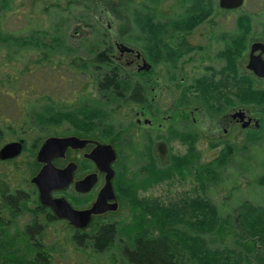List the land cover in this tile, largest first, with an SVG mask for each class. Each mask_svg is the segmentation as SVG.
<instances>
[{
	"label": "trees",
	"instance_id": "obj_1",
	"mask_svg": "<svg viewBox=\"0 0 264 264\" xmlns=\"http://www.w3.org/2000/svg\"><path fill=\"white\" fill-rule=\"evenodd\" d=\"M8 1L0 0V19ZM159 1L151 0L153 5L151 8L141 4L129 11L134 28L140 33V43L136 48L145 54L154 67L161 63L176 67L185 52L195 49L186 43L188 36L199 26L209 22L220 9L218 10L219 7L214 0H184L188 1L189 5L183 15L161 21L157 19L155 13ZM99 2L102 6L105 2L110 7V10L106 8V16L112 21L116 14L126 12L128 6L134 3L133 0H116L113 5L108 0ZM67 6L74 7V1L69 0ZM80 20L81 18H77L74 24H80ZM96 21L94 20L93 29H90L95 33L96 40L94 43L85 41L84 58L75 55L70 46L67 52L68 58L73 59L69 62L70 71L84 74L92 72L90 76L92 78L96 70L99 72L101 83L96 98L90 99L84 95L77 98L74 103H68L66 99L74 96L72 82H79L82 77H60L65 88L52 96V100L49 97H42L41 102H32L29 106L31 111L26 113L25 120L21 123L25 132L28 130L36 132V141L31 144V148L35 149L42 136L57 130L65 123L76 128L98 127L101 138L117 146H120L121 142H129L127 141L129 131H124L125 127L131 129L129 116H125L122 107L133 100L139 104V95L133 93L132 97L128 98L129 84L119 76H113L115 62L107 54L112 48L113 29H108L107 25ZM253 24L249 14H241L235 19L236 29L233 33L220 34L227 39L224 47L216 53L222 64L218 69L211 66L206 68V71L213 73L212 77L205 75L194 79L196 105L201 103L213 107L212 100H219L224 96L228 106L232 102H237L264 118V86L256 88L254 79L241 65L248 50ZM86 25L91 27V24ZM112 25L125 26L122 29L125 34L123 38L130 43L129 37L135 31L131 28L132 24L124 20ZM74 28L78 32L82 31L79 26L73 27L72 31ZM45 37L46 35L40 31H34L32 35L25 37L3 35L0 31V41H10L19 49L15 54L26 50L36 51L39 56L44 55L41 53H45L42 49L50 48L58 42L57 38H52L51 44H46ZM256 37L264 41V25ZM230 96L237 97L238 100L232 101ZM1 97L4 103L0 106L2 118L11 104L6 98H10V95L0 93V101ZM121 98L124 99L121 101ZM18 108L19 106L14 108L13 113H18ZM6 131V128L0 127V143ZM171 138L173 139V135ZM262 138L261 130L249 133L242 145L226 144L215 160L204 164L199 162L197 145L185 143L187 151L185 153L182 150L176 151L177 153L171 151L168 162L162 168L154 165L141 166L136 174L129 176L123 167L118 173V193L121 202L128 207L127 216L119 217L120 214H117L89 233H72L73 238L80 244L90 243L99 253L109 251L118 244L125 264H264V202L254 205L249 201H243L232 215L222 220L218 208L205 196L207 187L211 182H215V178L217 179L228 161ZM213 146L210 145V148ZM122 148L120 146V149ZM141 171L145 176L140 175ZM260 179L262 182L256 183V187L264 190V172ZM184 183L188 189L173 200L164 201L158 197L142 196V193L152 186L165 184L170 187L177 185L182 187ZM2 197L3 208L9 219L4 222L7 216L0 212V264H49L48 255L41 245L46 225L35 221L22 231L16 228L20 231L19 240L24 239L33 250V256L24 258L16 248L17 242L9 238L12 233L10 226L13 225L14 219L26 210L27 199L19 192L3 194ZM226 226L232 232L238 246L241 245V241L248 244V252L255 253L254 262H249L242 253L209 247L206 237L224 233Z\"/></svg>",
	"mask_w": 264,
	"mask_h": 264
},
{
	"label": "rangeland",
	"instance_id": "obj_2",
	"mask_svg": "<svg viewBox=\"0 0 264 264\" xmlns=\"http://www.w3.org/2000/svg\"><path fill=\"white\" fill-rule=\"evenodd\" d=\"M68 1L9 0L0 19V31L3 35L25 37L32 35L34 31H40L46 35L44 38L47 42L46 44H51L52 38L58 39V42L50 48L42 49L45 53L41 52L44 54L41 56L36 51L26 50L15 54L19 49L13 43L10 41H0V93L10 95V98H6L11 104V107L8 106L2 118L0 117V127L7 129L0 143V149L8 143L20 140L24 143L22 153L18 158L0 161V210L2 211V215L7 216L5 221H8V214L3 206L1 207L3 194L15 193V191L21 190L29 195L28 202L25 204L26 210L14 219L13 225L10 226L12 235L10 234L11 237L9 238L11 241L17 242L16 248L24 258L33 256V250L26 244L24 239L19 240L20 231H17L16 228L22 231L24 227L34 222L35 220L33 221V219L36 218L37 222L41 225H46V228L44 226L45 232L41 245L43 251L48 255L49 264H125L120 255L118 244H115L109 251L96 252L90 243L80 244L77 239H74L67 225L62 222L48 224L39 213L34 211V205L38 202V194L34 186L31 185L30 180L40 168L35 158L37 148L44 139L50 136V133H56L55 136L67 135L68 132H62L68 129V126L63 124L57 130L49 132L46 136H42L37 144L38 147L33 149L31 148V144L36 141V132L33 130L25 132L22 129L21 123L25 120L26 113L31 111L29 110V106L32 102H41L42 97H49L52 100V96L65 88L64 81L60 79L63 76L62 74H75L68 68L69 62L73 61V59H69L67 56L69 46L73 48L72 51H75V55L84 58L85 41L88 40L89 43H94L96 40L95 33L90 30L95 26L94 20H97L96 22L99 21L98 23L104 26L115 23L119 24L126 20L128 24H132L131 28H134L130 15L131 10L141 4L150 8L153 5L151 0H133V5L128 6L126 12L119 13L120 15L116 14L112 21L107 19L106 8L110 10V7L105 2H103L104 6H102L99 0H94L92 3H90L91 0H73L75 6L68 7ZM108 1L113 5L116 0ZM214 1L218 6V0ZM243 1L244 4L241 8L231 12H223L218 8L219 11L209 22L199 26L192 33L190 38L192 44H194L196 50L198 48L202 50L201 61L212 66L214 69H218L222 64V60L217 58L216 53L224 47V43L227 41L220 34L227 35L233 33L236 29L235 19L239 15L249 14L253 19L254 24L250 32L249 43L260 40L256 36L264 25V0ZM95 3L99 5L97 6ZM188 5L189 2L184 0H160L155 12L158 17L157 19L166 21L177 18L185 13ZM77 18H81L80 24L75 25L74 23H76ZM86 24H91V27H86ZM75 26H79V29L82 31L80 35L73 37L71 36L73 35L72 28ZM134 30L132 36L129 37V41L131 45L136 47L140 43V33L135 28ZM249 43L248 48L251 44ZM247 55L246 51L242 65L246 64ZM40 57L42 60H40ZM194 58L198 61L200 60L198 57ZM197 67L195 66V68ZM162 68L158 65L155 67V71H161ZM91 70L93 71V69ZM91 73H88V75H92ZM196 75L198 74L195 73L194 75L187 76L193 78ZM76 87L80 90L79 93H76L77 98L82 93H89V90L87 91L89 85L86 82L77 84ZM89 98L94 99L96 96L92 93V95H89ZM12 101H14V104H12ZM2 104L4 103L1 97L0 106ZM17 106H19L17 109L18 113H13L14 108H17ZM124 111L127 114H131V121H135L134 117L132 118L135 111L131 107H127ZM197 128L202 137V140L197 143L200 164L215 160L220 152L219 148H210V144L207 142H211L213 139L230 137V139H233L231 144L242 145L243 138L245 141L247 137L246 132L241 130L238 125H219L207 118L198 119ZM261 133L263 138L252 146H248V149L234 155L228 161L225 168L218 174L217 179L215 178V182H211L206 189L205 196L218 208L222 220L227 219L228 215H232L236 207L242 204L243 201H249L254 205L264 202V190H259L256 187V183H260V178L264 172V128L261 130ZM170 143L168 142V144ZM171 145L173 146V144ZM139 151L140 149H135L132 157L126 156V170L131 175L136 174L138 167L141 165ZM186 189H188L186 183L182 187L179 185L170 187L163 184L150 187L146 192L142 193V196L158 197V199L164 201L167 199L173 200L174 197ZM124 204L122 202V205H120L119 212L117 213L118 215L120 214L119 217H126L128 214V207L124 206ZM227 227L224 229V233L211 234L206 237L209 247L211 249L228 250L237 254L242 253L249 262H254L253 257L255 253L248 252V244L242 241L241 245L238 246L232 232ZM91 230L87 229L85 232L89 233Z\"/></svg>",
	"mask_w": 264,
	"mask_h": 264
},
{
	"label": "flooded vegetation",
	"instance_id": "obj_3",
	"mask_svg": "<svg viewBox=\"0 0 264 264\" xmlns=\"http://www.w3.org/2000/svg\"><path fill=\"white\" fill-rule=\"evenodd\" d=\"M107 27L108 29H113L111 30V36L113 37L112 48L110 52L107 53L108 57L115 62V64H113V68L115 69L113 76H119L125 83L129 84L128 98H131L133 93H135V95H139V104L136 100H133V102H129L122 107V109L131 107L132 110L135 111L132 116L135 121H131V114H127L124 111L125 116H129V127H131V129L128 128L129 130L127 127L124 128V131H129L128 136L130 137L127 140L129 142H121L120 146L123 148L120 149V146L103 140L100 136V130L98 127H93L92 129L83 127L76 128L65 123V125L68 126V129H65L62 133L68 132V134L64 136H55L56 133H50V136L44 139L39 147L37 146L38 148L36 147L37 152L35 158L37 162V153L43 142L49 138L76 140L73 146H69L64 150L63 154L60 153V150H56L53 153L50 165L54 170L63 171L70 166L74 168L68 184L63 188L51 190L49 194L50 198L52 200L63 201L74 212L83 213L92 209L100 192L105 187L107 181L110 180L113 199L107 201V206L115 204L117 206L116 210H108L102 214L91 215L86 228L77 229L69 224V220L59 218L53 209L40 202L39 188L32 183V181L42 168L46 166V164L37 162L40 168L30 180L31 185L34 186L35 191L38 194V202L34 205V211L39 213L44 220H47L50 223L62 222L67 225V228L71 230L73 234L86 233L85 231L87 229H94L102 222L117 215L120 205H122L120 195L118 193V173L123 169V167L126 169V156L132 157L135 149H140L139 159H141V165L138 167L139 170L141 166L150 165L162 168L164 164L168 162L167 160L171 151L177 153L176 151L182 150L183 153H185L187 151L185 143H193V146H195L198 141L202 140L197 128V122L200 118H207L219 125H238L241 130L246 132V135L264 128L263 117L261 118L259 114L251 112V110L244 108L242 104L237 102H232V104L228 106L224 96L220 97L219 100L213 99V107L209 104L201 103H197L196 105V92L193 82L194 79L205 75L212 77L213 73L206 71V68L210 67V65L201 61L202 50L200 48L196 50L194 44H192V41L190 40L192 34L188 36L186 43L195 49L188 53L185 52V54L178 60L176 67L165 63L158 64L163 68L161 71L157 72L155 71L156 69L153 63L148 60L143 52L131 45L128 41L124 40L123 36L125 34H123L122 29H124L125 26L107 25ZM80 34L81 33L78 32L77 29H74L73 35L71 36L76 37ZM211 36L212 35L210 33V37ZM250 43L247 50V61L243 66L250 74L249 76L254 79L256 88H261L264 86V78L256 77L246 68V66L248 64L251 45L254 43L264 44V41H251ZM182 51L184 52V50ZM259 54V51L255 53V55ZM194 57H198L200 60L198 61ZM262 58L264 60V55ZM144 64L149 65L148 71L143 69ZM242 64L243 63H241V65ZM195 66L198 67L195 68ZM194 72L198 75L193 78H189L187 76L194 75ZM62 75V77L65 78H71L70 76L82 77L81 81L75 83L70 79L73 83L72 89H74V96L66 99L68 103H74L77 99L76 93H79L80 90L76 87V85L81 84L82 82H86V84L89 85V88L87 89V91L89 90V93H82L79 95V98H82L84 95H92V93L94 96H97L99 85L101 83V81H99L100 74L97 70L94 72L93 78L90 77L91 75H88V73ZM230 98L232 101L238 100L237 97L234 96H230ZM123 99L124 98H121V101ZM240 112L243 113L245 117V127H242L243 122L235 116ZM224 133H226V131H224ZM171 134L173 135V139H170V137H172ZM232 140L233 139H230V137H226L213 139L211 142L207 143L214 145L213 149L219 148L220 151L226 144H230ZM168 142L171 143L168 144ZM127 143L129 144L126 145ZM171 144H173V146ZM100 145L109 146L114 153V160L109 164V169L112 172L110 176H108V173L103 170L105 169L107 160L104 156L96 153V150ZM158 153L160 154V157ZM127 174L129 176H133L129 172H127ZM140 175L145 176V173L141 171ZM89 178L92 181L89 188L84 191H78L77 186ZM16 192H19L21 196H24L28 202L29 195L26 192L21 190L15 191V193ZM2 206L3 203L1 204V207ZM0 212L2 213L1 210ZM34 220L37 222L36 218H34L33 221ZM98 221L99 223H97ZM34 222L28 226L33 225Z\"/></svg>",
	"mask_w": 264,
	"mask_h": 264
},
{
	"label": "water",
	"instance_id": "obj_4",
	"mask_svg": "<svg viewBox=\"0 0 264 264\" xmlns=\"http://www.w3.org/2000/svg\"><path fill=\"white\" fill-rule=\"evenodd\" d=\"M218 7L220 10L224 11H234L241 8L244 4L243 0H218ZM260 52L259 55L255 53ZM264 55V44L254 43L251 45L250 54L248 59V64L246 68L251 71L256 77L264 78V60L262 56ZM143 69L145 71L149 70V65L144 64ZM243 122V126H246L245 117L243 113H238L235 115ZM235 117V118H236ZM76 142L74 139H55L49 138L43 142L37 153V162L46 164L45 167L38 173V175L33 179L34 183L39 188V199L43 205H46L53 209L57 216L61 219L69 220V224L77 229H84L89 223L91 215L102 214L108 210L115 211L117 206L112 204L107 206V201L113 199L112 189L110 185V180L107 181L105 187L100 192L95 204L92 209L83 213L74 212L70 207L61 200H52L50 198V191L54 189H60L65 187L70 181L71 174L73 172L72 166L68 167L66 170L58 171L54 170L50 165L51 158L54 151L60 150V153L63 154L64 150L73 146ZM23 150V141H17L5 144L0 149V161H8L16 159L20 156ZM96 153L102 155L107 160L105 169L108 173V176L112 174L109 169V164L114 160V153L109 146H98ZM92 184L91 179L80 183L77 186L78 191H84Z\"/></svg>",
	"mask_w": 264,
	"mask_h": 264
}]
</instances>
